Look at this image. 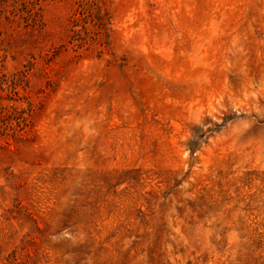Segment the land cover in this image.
Listing matches in <instances>:
<instances>
[{"label": "rangeland", "instance_id": "obj_1", "mask_svg": "<svg viewBox=\"0 0 264 264\" xmlns=\"http://www.w3.org/2000/svg\"><path fill=\"white\" fill-rule=\"evenodd\" d=\"M0 264H264V0H0Z\"/></svg>", "mask_w": 264, "mask_h": 264}]
</instances>
